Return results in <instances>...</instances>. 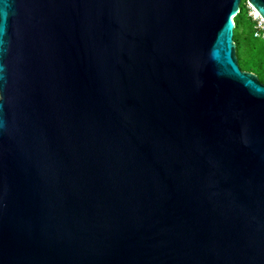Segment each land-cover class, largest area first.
Returning a JSON list of instances; mask_svg holds the SVG:
<instances>
[{"label": "water", "instance_id": "water-1", "mask_svg": "<svg viewBox=\"0 0 264 264\" xmlns=\"http://www.w3.org/2000/svg\"><path fill=\"white\" fill-rule=\"evenodd\" d=\"M240 2L0 0V264H264Z\"/></svg>", "mask_w": 264, "mask_h": 264}, {"label": "trees", "instance_id": "trees-1", "mask_svg": "<svg viewBox=\"0 0 264 264\" xmlns=\"http://www.w3.org/2000/svg\"><path fill=\"white\" fill-rule=\"evenodd\" d=\"M233 20V40L239 66L254 72L264 83V38L254 36L255 22L242 4Z\"/></svg>", "mask_w": 264, "mask_h": 264}, {"label": "built area", "instance_id": "built-area-1", "mask_svg": "<svg viewBox=\"0 0 264 264\" xmlns=\"http://www.w3.org/2000/svg\"><path fill=\"white\" fill-rule=\"evenodd\" d=\"M248 8L253 11L252 16L254 18H258L259 22L257 24V27L255 29L254 35L255 36H262L264 35V20L261 18L259 13L248 3Z\"/></svg>", "mask_w": 264, "mask_h": 264}, {"label": "rangeland", "instance_id": "rangeland-1", "mask_svg": "<svg viewBox=\"0 0 264 264\" xmlns=\"http://www.w3.org/2000/svg\"><path fill=\"white\" fill-rule=\"evenodd\" d=\"M240 4H242L243 6H245V8L247 10V15L250 16L254 20V22H255V29H256L259 20H258V18H254L252 16L253 11L248 8V2L246 0H241ZM255 29H254V32H255ZM255 37H262V38H264V35H262V36H255Z\"/></svg>", "mask_w": 264, "mask_h": 264}]
</instances>
